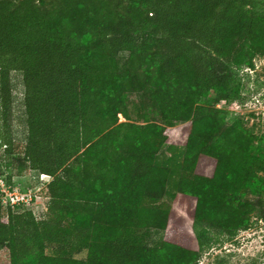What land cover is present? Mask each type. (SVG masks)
Wrapping results in <instances>:
<instances>
[{"label":"trees","instance_id":"1","mask_svg":"<svg viewBox=\"0 0 264 264\" xmlns=\"http://www.w3.org/2000/svg\"><path fill=\"white\" fill-rule=\"evenodd\" d=\"M261 56L264 0H0V174L51 178L43 217L4 203L0 185L10 264H198L264 220V132L225 107L246 101ZM175 143L189 220L165 200L159 153Z\"/></svg>","mask_w":264,"mask_h":264},{"label":"rangeland","instance_id":"2","mask_svg":"<svg viewBox=\"0 0 264 264\" xmlns=\"http://www.w3.org/2000/svg\"><path fill=\"white\" fill-rule=\"evenodd\" d=\"M126 56V54H122ZM245 86L243 92L246 101L241 103L233 101L231 104H225V107L236 112L244 119L248 126H254L257 133L264 132V56L256 59L254 69H246ZM12 127L14 137L17 140H25L28 133L27 114L25 109V85L23 75L20 71L12 72ZM123 120L124 118L121 117ZM185 148L183 145L175 143L165 145L159 153V162L172 169V175L168 184V191L165 200L172 201L178 215L189 220L191 211V199H175L176 185L179 179V173L183 161ZM51 180L48 176H42L34 170H27L20 176H15L13 185H6L1 182L2 187L9 192L7 199L11 200L12 194L22 197L32 196V202L28 205L29 209L34 210L38 217H43L47 211V200L36 197L38 190ZM28 196H27V195ZM151 244L160 245L164 231L154 229ZM77 257H85L86 251L78 253ZM256 262L264 264V220L254 217V225L241 231L232 241H226L224 244H216L206 251L198 264H250ZM0 264H10L8 250L0 247Z\"/></svg>","mask_w":264,"mask_h":264},{"label":"built area","instance_id":"3","mask_svg":"<svg viewBox=\"0 0 264 264\" xmlns=\"http://www.w3.org/2000/svg\"><path fill=\"white\" fill-rule=\"evenodd\" d=\"M42 176H47V175H44V174H41ZM3 177L2 175L0 174V185L2 187V184L1 182H3ZM5 183V182H4ZM2 190L3 192L5 193V195L2 197L3 198V202L4 203H11V204H17V205H20V204H25V205H30L31 202H32V196L30 197H22V195L20 196H16L17 194H12V198L11 200H8L6 197L8 196L7 194L9 192H6V190L2 187ZM27 195V194H26ZM28 196V195H27Z\"/></svg>","mask_w":264,"mask_h":264}]
</instances>
